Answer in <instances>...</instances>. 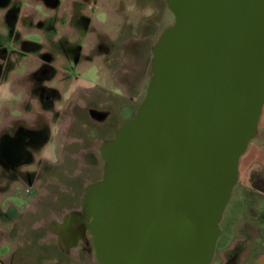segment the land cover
Wrapping results in <instances>:
<instances>
[{
    "label": "water",
    "instance_id": "1",
    "mask_svg": "<svg viewBox=\"0 0 264 264\" xmlns=\"http://www.w3.org/2000/svg\"><path fill=\"white\" fill-rule=\"evenodd\" d=\"M146 93L76 213L100 264H210L264 104V0H166Z\"/></svg>",
    "mask_w": 264,
    "mask_h": 264
},
{
    "label": "flooded vegetation",
    "instance_id": "2",
    "mask_svg": "<svg viewBox=\"0 0 264 264\" xmlns=\"http://www.w3.org/2000/svg\"><path fill=\"white\" fill-rule=\"evenodd\" d=\"M77 1L78 5L74 1L71 7L57 1L48 18L27 20L28 32L24 35L13 19L8 34L0 36V73L11 74L22 67L29 78L26 104L31 107L37 101L41 108L52 112L43 121L14 119L0 135L2 199L33 204L23 211L13 203L7 210H0L2 223H12L0 227V264H100L93 236L88 229L80 228L76 213L87 186L103 176L102 150L129 119L126 106H135L134 115L146 93L152 57L148 61L147 80L145 76L136 79L134 93L125 105L123 81L131 85V80L123 60L118 59L126 44L124 24L109 35L110 41L103 40L92 29L107 32L104 26L108 20L101 21L93 15L97 10L107 15L109 10L99 6L97 0ZM157 4L145 2L142 8ZM163 4L169 9L166 0ZM173 22L174 19L160 34ZM132 50L141 53L137 47ZM149 51L152 54V45ZM92 66L97 72L111 75L109 84L113 91L107 95L110 100L101 103L98 98L92 99L97 93L81 91L86 106L72 108L76 117L62 131L56 160H50L40 153L50 139L51 126L59 127L62 121L56 104L65 100L64 94L73 84L71 76L81 75ZM61 71L66 73L59 76ZM122 73L127 75L121 78ZM77 150L81 152L79 156ZM235 260L236 256L231 254L226 264H235Z\"/></svg>",
    "mask_w": 264,
    "mask_h": 264
},
{
    "label": "crops",
    "instance_id": "3",
    "mask_svg": "<svg viewBox=\"0 0 264 264\" xmlns=\"http://www.w3.org/2000/svg\"><path fill=\"white\" fill-rule=\"evenodd\" d=\"M57 1L65 2L70 5V7L74 5V1L76 2V5H78L77 0H0V36H6L8 34V26L13 19H16L17 30L24 35L28 32V27L26 25L27 20L32 19L33 21H37L44 18L45 16L42 12H53ZM118 1L121 0H97V3L99 6H104L107 10H112L114 5H119L123 2ZM126 4L128 5L130 3L126 2ZM14 12H16V16H14ZM30 16L31 18H29ZM27 73L28 72L23 70L22 67H19L18 70L11 74L0 73V135L13 124L14 119H25L28 120V122H34L39 120V118L40 121H43L46 118H50L52 115L51 111H46L41 108L37 101H34V105L31 107L26 104L25 91L29 84ZM65 73V71H61L59 76H63ZM94 75L95 76H92V78L87 71H84L81 75L71 76L73 84L66 90L64 94L65 100L56 104V109L60 111V119H62V121L59 127L51 126L49 130L50 139L40 153L48 159L53 161L56 160V148H60L62 145V131L66 129V125L69 121L76 117L72 108L79 105L82 107L86 106L87 101L82 99L80 92L84 90H89L94 94L104 92L107 96L113 91L109 84L111 77L110 74L96 71ZM95 98L96 95H93L92 99ZM99 99L101 100V103L108 101V99ZM80 154L81 152L77 150L76 155L79 156ZM254 172L260 174V177L264 179V104L258 122L257 134L249 142L246 151L240 156L239 177L237 182L243 186L245 191L251 189L252 193H256L257 197L260 195L259 197L261 199L264 198V189L261 186L259 188H254L252 185L251 175ZM3 196L4 195L0 194V210H7L11 203L16 204L20 211H23L24 207L28 208L33 206V204L27 200L24 202L17 200H4L2 199ZM249 199V202H247V209H255L252 202L259 199L256 197V200L253 198ZM262 216H264V213ZM9 224L12 223L7 222V220L5 223H2V219H0V227L3 225V227L6 228ZM262 229L264 233V227ZM262 238L263 245L259 248V252L253 258L251 264H264V235ZM235 239L236 242L245 239L247 248L246 252L250 251L252 241L249 240L246 235L238 236ZM235 264L242 263L235 260Z\"/></svg>",
    "mask_w": 264,
    "mask_h": 264
},
{
    "label": "rangeland",
    "instance_id": "4",
    "mask_svg": "<svg viewBox=\"0 0 264 264\" xmlns=\"http://www.w3.org/2000/svg\"><path fill=\"white\" fill-rule=\"evenodd\" d=\"M121 1H123L122 4L114 5L113 9L109 10L107 15L100 10L96 11L97 14L96 16L93 15V18L97 17L101 21L107 19L108 23H105L106 25L104 26V29L108 31H94L95 29L93 28L92 32H97V34L103 36V40L110 41L109 35L115 34L116 30L120 28L119 25L124 24L126 44L123 54H120L118 59L123 60L124 69H128L127 74H129V78L131 80V85H128L127 81H123L124 100L126 105L130 100V96L134 93V82H136V79L141 76H145L146 80L148 78V61L152 57V54L149 51L150 46L153 45L161 30L167 24H170L175 17L173 12L166 8L163 4V0ZM126 2L131 5H127ZM145 2H157L158 4L157 6H152L151 8H142V4ZM139 3H141V5ZM14 13V16H16V12ZM42 14L48 18V14L51 15L52 12L48 13L44 11ZM29 18H31V16ZM149 25H151L150 28ZM135 47H137V49H141L140 54H138L139 51L136 53L132 50ZM111 49L112 48L110 47V50ZM95 72V66H92V68L87 71L91 77L95 76ZM127 74L122 73L120 77L124 78ZM96 98L110 100L104 92L97 93ZM134 107L131 106L128 108V106H126L125 110L127 111L125 112V115L127 117L130 118L133 115ZM259 186L264 189L263 180H260ZM259 196L260 195L257 197L256 193H252L251 189L249 191H245L243 186L238 183L234 186L220 223L222 232L217 241L215 257L210 264H226L227 258L231 254L236 256L237 262L242 264H251L253 258L258 254L259 248L263 245L262 237L264 233L262 228L264 227V216H262V214L264 213V198L260 199ZM248 197L253 199L256 197L259 199H255L256 201L252 202L255 209H247V202L250 200ZM241 235H246L249 240L252 241L249 252H246L247 248L245 239L236 242L235 238Z\"/></svg>",
    "mask_w": 264,
    "mask_h": 264
},
{
    "label": "trees",
    "instance_id": "5",
    "mask_svg": "<svg viewBox=\"0 0 264 264\" xmlns=\"http://www.w3.org/2000/svg\"><path fill=\"white\" fill-rule=\"evenodd\" d=\"M260 180H261V181H262V180L264 181V179L260 177V174L254 172V173L251 175V182H252V185H253L254 187H257V188L260 187V186H259V182H260Z\"/></svg>",
    "mask_w": 264,
    "mask_h": 264
}]
</instances>
